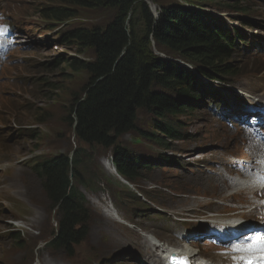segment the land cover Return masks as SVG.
<instances>
[{
  "label": "trees",
  "instance_id": "obj_1",
  "mask_svg": "<svg viewBox=\"0 0 264 264\" xmlns=\"http://www.w3.org/2000/svg\"><path fill=\"white\" fill-rule=\"evenodd\" d=\"M49 2L54 5L52 11L57 19L74 17L63 6L116 10L106 29H78L68 35L69 40L94 55L90 63L67 62L69 70L86 72L89 77L81 90L71 96L68 121L70 126L76 125L78 139L94 147L110 148L118 169L127 173L124 175L132 182L137 180V165L144 169L150 166L144 158L132 155L123 146L124 135L130 133L158 148L168 147L167 140L172 143L183 135L187 127L183 117H195L194 111L202 96L194 95L199 92L205 95L206 89H210L196 72L214 80H233L242 75L233 56L236 44L245 41L240 33L246 31L244 27H227L225 18L206 12L214 0H188L183 5L169 3L159 9L158 17H154L147 0ZM230 3L220 4L228 8L218 11H229L234 21L248 25V16L254 12L248 1L231 0ZM152 41L159 53L169 58L176 56L175 60L188 63L196 72L157 55ZM61 71L65 74L67 69ZM211 92L218 94L215 90ZM142 114L147 115L148 127L140 122ZM82 160L81 167L87 170V160ZM45 169V188L48 186L50 200L53 205L60 204L66 214L57 241L67 247L80 244L85 237L87 220L80 212V196L70 189L69 181V172H77V166L69 169L68 160L59 158L46 161Z\"/></svg>",
  "mask_w": 264,
  "mask_h": 264
},
{
  "label": "rangeland",
  "instance_id": "obj_2",
  "mask_svg": "<svg viewBox=\"0 0 264 264\" xmlns=\"http://www.w3.org/2000/svg\"><path fill=\"white\" fill-rule=\"evenodd\" d=\"M37 1L39 2V0ZM230 1L231 0H223V2H220L214 0V4H212L208 8H210L211 10L215 8H228L227 6L222 5H232ZM185 2H188V0H147V3H149L151 11L153 13H156L158 9L167 6L169 3L185 4ZM252 2L256 3H253L252 5ZM28 5L29 8L38 9L36 3L30 1L28 2ZM216 5H218V7H216ZM247 5L252 6V11L254 10V12L251 14L252 16H250L249 19L250 21H252V26L249 24L245 31L247 32L249 38L251 34L254 35L255 41L247 45V47L243 46L244 51L240 52V56L236 57L235 60L238 62V66H242L245 68V71H242L243 74L249 73V69H258L260 70V72L256 76L247 75L242 77L241 79L235 80L234 82H224V80L221 81L223 85L220 86L222 90L225 91L226 98L229 101L228 107L231 108V112L226 114V121L220 120L212 113V111H209L208 105H201L200 112L197 111L195 117L192 116L191 118H188V121L186 123L189 127L188 130L191 131L194 139L187 143L181 142L174 145V148L176 149L175 152L179 154L178 158L184 169H172L173 165L167 164L169 167L167 170L172 174V176L174 174H178V178H172L173 182L171 183V185H166V188H168L171 192L169 194L171 199H167L164 201L167 206L169 205L168 212L171 218V222L168 225H166L168 222L164 219V217L166 219L167 217L162 214L146 215V219L142 218L139 223L141 224L140 227L142 228L143 233L139 230V225L130 224L132 225V227H130L132 228L134 234H128L127 230L118 227L117 225H115V221H112L108 217H105L101 211L99 212L100 218L96 220L91 232V239L89 240L90 242L92 240V244L101 250L102 258L105 259L109 256H113V262H117L118 264L119 262L120 264H153L152 262H156L158 264L161 263V260L159 262L160 256H158V252L150 253L148 251L147 234L155 235L160 240L168 244L174 242L173 244L177 245L178 247L194 246L193 249L198 254V257L203 256L204 254H202V249L200 246L209 240L208 238H205L203 240L200 239L199 237L201 235L199 236L198 234L209 231L215 232V228L218 225H222L226 222L225 218L230 219L229 217L224 215V210L226 208L236 207L238 202L244 200L243 193L237 195V193L241 191L242 188H234L232 186L231 179L227 177L228 174L226 173L225 169H229L230 165L228 163L232 158L230 155H227L226 157H224L223 155L225 151H228V153L232 155L238 154L240 153V151H242L245 156L250 155L249 160L252 161L254 160V157L264 152V150H259V148L251 150L249 143L251 137L264 141V59L262 58L264 57V53H260L264 46V0H249ZM65 9L71 11L74 14V19L66 20L63 22H67L66 26L75 27L76 29L80 27L103 28L115 15V10L112 9L82 10L73 7H66ZM228 13L229 11H227V14ZM227 14L225 13V15L223 16L227 18L230 24L232 23L235 25H240V22H231L232 19H230L229 15ZM246 48H251V51L249 53L246 52ZM56 52V55L63 54L65 56H68L69 60L71 61L76 60L82 62L90 61L92 59V53L90 51L84 50L83 48H80L77 45L73 44L68 45L66 48L59 49V51ZM253 54L254 56H250ZM34 56L37 58H42L43 53H35ZM169 59L175 60L177 59V57L173 56ZM50 71L51 70L47 71L39 66L36 68L35 73L38 77H42L44 80L42 82H37V85L35 86L36 91L35 93L33 92L34 99L43 100V98L46 97L44 92L45 90L51 89V86H47V83H52V79H67V81L61 85L63 90L67 92L61 95V99L59 100L57 96L59 95L60 89H58V92H54L46 103L42 101L34 102L33 98L28 95L29 92L32 91H23V93L27 95V97L25 96V98H23L20 102H30L32 104H29L26 108L28 110V115L23 112L26 110L19 109L20 111H22L21 113H19L20 115L16 117L19 121L31 120L32 122H34V116L39 112H44L37 111V109H44L46 104H48L54 110L48 108L49 113H47L45 117V122H56L63 115V110L61 108L69 103L72 94L81 90L88 78L85 73L78 74L75 72L66 71L65 74H61L58 72L52 73ZM227 100H222L221 105H224ZM202 101H204V98L202 99ZM238 106L244 107L246 109L238 112L236 110ZM256 109H258V111ZM236 115L243 117H246L248 115L246 117L247 123L239 121ZM233 116L235 117V119L233 118ZM146 120L148 121L147 115L142 114V117L140 119L141 124L146 125L148 123L146 122ZM52 127L53 128L50 132L45 131L44 127H39L40 132L36 131L37 134L41 133L39 139H43L42 144H47L46 141L51 139L57 142L60 141L58 139L64 141L66 140L67 135L71 134L60 131L58 123H55ZM209 129H212L210 135H204L206 131H209ZM212 135H215V140L217 135H219L221 138L223 137V140L217 143V140L214 141L213 139H211ZM235 136V139H229L230 137L233 138ZM31 138H33V136H31L30 139ZM125 138L126 139L124 140L123 144L128 148L135 151L136 153L141 154L142 152L143 154H147L149 158H151L152 156L153 159H156V156H154L153 153L145 146L136 147L132 137L126 136ZM39 142L41 143L40 140ZM235 143L237 145H234ZM33 145V142H29V146H27V149H20L15 147L16 151H13V149L11 148V151L9 153H24V155H26L31 152V148ZM63 147L65 148L62 149ZM70 148V142H61L59 144V148H54L56 150L55 152L47 150L46 154L54 155L60 152L65 153ZM186 148L187 150H183ZM167 154L169 156L170 152H167ZM94 155L95 152H90L87 150L83 156V158L88 162V168L89 165L94 162L95 158L93 157L92 159H89L88 157ZM222 166H224L225 169ZM232 169L234 173L240 172V170H238V168L236 167H233ZM241 171L243 173L245 172V170ZM105 172L109 175L106 170ZM160 174H162L163 178L160 181L167 180L165 174L161 173V167H158L153 170H149L146 173L145 177L148 178L146 182L153 183V181L157 179ZM109 176L112 177V175ZM77 178H79V181L85 183L86 187L89 189H109L113 193L112 197L117 199V207L120 208L121 205L125 206L127 202L129 206L132 205L131 203L135 197V194H137H119V190L124 187L110 185L111 183L120 182L119 180H111L105 178L104 183L101 186V184L98 183L100 174H98L96 177H92L89 174L88 169L79 170ZM233 182L235 184L238 183L236 180H234ZM30 189L37 190V192L35 193L30 192V195L26 198L27 201H29L35 209V212L31 214V217L35 219L38 215H44V208L37 205L38 202L44 203V196L42 194L43 190H41V185L37 177L36 180L31 183ZM161 192L162 191L154 193V195H157L156 197L160 198L162 195ZM179 193L187 195V198H178ZM204 193H207L209 197L204 196ZM46 197L48 199V196ZM87 197L89 199L88 205L92 204L95 208L98 205L97 200L94 199L95 196L87 195ZM222 197L224 199H226L227 197L230 199L224 200ZM150 200L152 202H157L153 198H150ZM49 201L50 203L47 207L53 204L52 200ZM157 203L159 204V202ZM200 205L204 207H199ZM139 206L147 214L151 213V210L157 211L153 209L150 204L143 203ZM16 209L19 212H26L29 210V208H25L22 204L16 206ZM141 209L131 210V208H129L130 217L133 212L138 211V216L140 217L138 219H141ZM123 211L125 210L123 209ZM219 213H222L225 217L220 215ZM12 216H15L14 212ZM132 218L136 222H139L134 217ZM115 220L119 221L117 219ZM1 221H4L3 218H0V222ZM182 221H186L193 226L189 230H186L181 226ZM3 228L4 226L0 224V229L2 230ZM137 235H139L140 237H136ZM11 243L12 242L10 240L0 237V256L2 254V250L4 248H8ZM15 243L18 245L19 237L17 238ZM15 252L16 253L6 254V257L4 259L0 257V264L17 263V257L20 253L17 251ZM14 259L15 261H13ZM57 264H61V260H59Z\"/></svg>",
  "mask_w": 264,
  "mask_h": 264
},
{
  "label": "bare ground",
  "instance_id": "obj_3",
  "mask_svg": "<svg viewBox=\"0 0 264 264\" xmlns=\"http://www.w3.org/2000/svg\"><path fill=\"white\" fill-rule=\"evenodd\" d=\"M213 13H215L218 16L223 17V18H225V16H223V15H225V13L227 14V12H219V11H216ZM227 15H229L230 19H232L231 13H228ZM225 19L227 20V18H225ZM231 22H239V21H234L232 19ZM231 25L234 27H237V28L244 27L245 30L249 26V24L244 26L241 22H240V25H235L232 23H231ZM152 45L154 47V50H157L155 48V43L153 41H152ZM155 53L157 55H160L162 57H166L169 59V57L165 56L164 54H161L159 52H155ZM174 61L183 65V66L188 65V63H185V62L180 61V60H174ZM83 73L87 74L86 72H83ZM78 74H81V73H78ZM196 74L200 80L205 79L207 82L212 83V84H217L220 81L219 79L214 80L212 78L202 76L198 72H196ZM10 86H13V87L18 88V89H24V87H19L18 85L8 84L3 89V92L0 96V99L3 97L2 95L8 90V88ZM202 99H203V96L201 97L200 100H202ZM7 103L10 106V108H19V106L16 104V100L12 99V97H10V99L7 100ZM198 106H199V104L197 103L196 110L198 109ZM49 108L51 110H54L52 107H49ZM222 108H223V105H221V101H219L215 105V107H213V106L210 107V111H215V110L220 111V110H222ZM256 110L258 111V109H256ZM2 111L3 110L0 109V113H2ZM195 114H196V112H195ZM246 117L242 116L241 121L244 123H247ZM3 119L7 122H10L9 119H6L4 117H3ZM37 119L43 120L41 117H38ZM34 120L36 121V119H34ZM25 123H28L30 126H32V128H34V130L40 132L38 128H35L33 126V122L31 120H26ZM188 133L189 132H187V134ZM210 133H211V131H206L204 135H208V134L210 135ZM40 135H41V133L37 134L36 136H33V138L30 139L32 142L36 143V145L32 148V150H35L37 147L41 146L42 142L40 143L38 140ZM76 135H77V132H75V136ZM125 137L126 136L123 137V142L126 139ZM249 143H250V149L251 150L255 149L254 148L255 146H257V147L260 146L259 144H257V141L254 137L250 138ZM172 144H173V146L175 145L174 141L172 142ZM48 146L51 147L52 144L48 143ZM149 146H150L149 150L153 153V155L158 157L157 162L161 167V173L165 174V176L167 177V180L161 181V183H159V181L163 179L162 174H160L159 177L154 180V182L156 183V187L153 189H150L151 191L144 193V195L140 196V198L145 197L144 204H150L153 209L157 210V211L151 210L150 211L151 213L147 214L143 209H141V220H142V218L146 219V215H154V214H162V215H166V216H168V218H170L169 212H168L169 205L167 206V204L164 201L167 199H171V197L169 195L171 192L168 188H166V185H171V183L173 182L172 178L173 177L178 178V174H174L172 176V174L167 170L169 168L167 164L173 165L172 169L179 168L180 166L174 165V163L168 158L169 156H168L167 152L161 153V149H163L164 147L158 148V147L150 145V144H149ZM151 147H153V149ZM87 150L88 149L86 147L78 146V149L70 148L65 153H56L54 155H47L46 154L47 149H43L41 153H37L35 156L38 160L43 156H50L52 159H48L47 162L54 161V160L59 159V158H64L65 160H68V162H69V169L71 167H75V164H76V166L79 167V170H85L83 167H81V163L83 161L82 159H84L83 156ZM55 151L56 150H54V152ZM96 151H98V153L100 155H104V156H101V158H99L98 156H95L94 161L98 162V161H102L103 158H106L109 162L107 161V163H105V166H106L105 170L109 173V175H112V177H111L106 172L100 173V178L98 179V183L101 184V186L104 183L105 178L111 179V180H119L120 182L127 181L130 183H136V182H132L131 180H129L124 175L127 173L121 172L118 169V166L115 163L114 156L111 152H110V154H103V152H101L98 149ZM131 152L133 155L134 154L133 151H131ZM136 155L141 156V155H143V153L142 152H141V154L136 153ZM145 155L147 157V160L151 159L147 156V154H145ZM177 157L178 156H172L171 159H177ZM45 166H46V162H38L37 161V162L31 163V168L35 167V170L40 171V173L37 175V179L40 182L41 190H43V192H49L48 186H47V188L42 189V187L46 184V182H44L41 177L42 176L47 177ZM148 166H150V165L148 164ZM136 167L138 170V175H137L136 181H141L142 183H145L147 180V178L145 177V175L147 173L146 169H144V167L142 165H137ZM87 168H88V162H87ZM116 168L118 169L117 171H116ZM155 168H156L155 166H150V170H153ZM79 170L77 172H76V170L69 172V174H74V176H69V181L72 184V185H70V189L72 188V191H74V190L78 191L80 188H84V192H85V195L84 196L82 195L79 198V200H80L79 206L81 208L80 212H82L83 218H86V220H87V222H86L87 230L85 232V237L83 239V242H81L80 244H74L73 243L71 245V247H67L65 245H61L57 241V238H58V236H59V234L63 228L64 219H65L64 217H66V214L63 213V208L60 204H57V206L52 204L49 207H46L47 211L59 212V214L51 213L50 215H48V217L50 219H52L53 224L49 220H45L46 214L38 215L35 219H33L31 217V214L34 211H32L30 208L26 212H19L16 209V205L10 206L11 207L10 209H9V207H6L5 210L2 211V215L0 216V218H3L4 221H1L0 224L4 226L3 230H5L7 232L8 238L11 239L14 243L17 240V238L19 237V243H18L19 249L16 251L19 252L20 254L17 257V263L16 264H22L21 258H23L24 261L26 263H29V264H57V262L59 260H61V264H79L78 263L79 257H77L74 253L75 249L80 250V251H90V250L93 251L91 253V255L84 260L87 264H118L117 262H113V259H114L113 256H109L108 258H105V259L102 258L101 250L92 244V240H91V242L89 240V239H91V232H92V229L94 227V224H95L96 220L98 218H100V214H99V212H94L93 215L90 214V211L87 207L88 201H89L87 195H91V193H97L98 191H100V192L102 191L101 195L106 196V193L109 194V193H111V191L109 189H99V188L98 189L97 188H90L89 189L86 187L85 183H83L79 180L77 182L72 181L73 179H77ZM29 173H30V170H29ZM252 174H253V172H250V176H252ZM21 178H22V181H25V183L27 185H31L32 181L30 182V174L27 176L23 175V176H21ZM233 184H235V183L233 182ZM236 184H239V182ZM14 185H19V184L16 182ZM245 186H246V183L243 184V188H245ZM20 187H21V185H20ZM160 191H162L161 192L162 195L160 198H157L156 195H154V193H158ZM30 192L35 193V192H37V190H31V189L28 190V192L26 194V198L30 195ZM47 196H48V199L50 200V194H48ZM149 197H156L155 200L157 202H159V204L155 201H153L151 203H146ZM94 199L97 200V204L100 202L98 196H96ZM116 200L117 199L113 198L112 195L107 197L105 199V202L111 203V206L107 207V209H105V210H100V211L104 214L105 217H108L109 219H113L112 221H116L115 219L119 220V221H117V222H119L117 224V226L127 230L129 219H123V220L121 219L122 215L118 214L120 207H117ZM133 205L134 204L129 206L128 202H127V204L125 206L121 205V207L133 208ZM92 210L93 209L91 207V211ZM7 211H8V213H7ZM13 212L15 213V216H12ZM18 213H20L21 215ZM87 216H89V217H87ZM137 218H140V217L137 216ZM25 220H29V221L27 222ZM55 220H57V221H55ZM138 225H139L138 227L141 226V224H138ZM139 230L142 232L141 227ZM21 239H22V241H21ZM149 244H150L149 245L150 248L152 247V251H155L156 253L158 252L160 254V255H158V256H160L159 262H160L161 257L163 255H165V257L168 259L174 253L176 255L177 250H178L172 246L167 247L166 245L162 244V241L159 240L155 235H153L149 238ZM137 246H138V244H137ZM186 252L192 257V259L196 260L197 255L193 250H188V251L186 250ZM34 258H38V259H34ZM167 262H168V260H166V261L161 260V264H168ZM152 263L154 264V262H152ZM119 264H120V262H119ZM156 264H158V263H156Z\"/></svg>",
  "mask_w": 264,
  "mask_h": 264
},
{
  "label": "snow or ice",
  "instance_id": "obj_4",
  "mask_svg": "<svg viewBox=\"0 0 264 264\" xmlns=\"http://www.w3.org/2000/svg\"><path fill=\"white\" fill-rule=\"evenodd\" d=\"M7 29L0 26V35H3ZM235 252H246L251 253L248 256H242L239 259L244 262V264H264V235L256 234L250 238V242L244 245L234 246ZM233 259H236L233 257ZM170 264H189L187 256L171 257Z\"/></svg>",
  "mask_w": 264,
  "mask_h": 264
}]
</instances>
